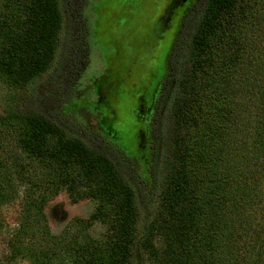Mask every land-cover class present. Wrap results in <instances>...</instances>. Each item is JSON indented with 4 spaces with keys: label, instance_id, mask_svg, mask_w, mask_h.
Returning a JSON list of instances; mask_svg holds the SVG:
<instances>
[{
    "label": "trees",
    "instance_id": "trees-1",
    "mask_svg": "<svg viewBox=\"0 0 264 264\" xmlns=\"http://www.w3.org/2000/svg\"><path fill=\"white\" fill-rule=\"evenodd\" d=\"M63 1L70 3L0 0V81L9 89L22 90L57 62L55 74L68 73L75 84L87 67L84 14L75 22L83 34L59 56ZM194 9L199 14L190 32ZM160 86L155 113L166 106L169 133L165 138L158 111L145 192L146 200L155 198V212L142 229L137 198L143 190L121 169L129 158L69 135L39 110L8 112L21 125L19 148L52 171L57 186L99 202L90 220L77 219L72 230L50 236L36 228L45 180L27 179L15 247L37 243L33 264H131L138 248L148 264H264V0H195ZM4 186L0 206L13 200ZM96 222L106 226L99 240L87 232Z\"/></svg>",
    "mask_w": 264,
    "mask_h": 264
},
{
    "label": "rangeland",
    "instance_id": "rangeland-1",
    "mask_svg": "<svg viewBox=\"0 0 264 264\" xmlns=\"http://www.w3.org/2000/svg\"><path fill=\"white\" fill-rule=\"evenodd\" d=\"M194 3L195 0L184 3L182 0H70L66 7L63 1L60 57L70 42L83 34L82 24L75 22H81V14L82 18L83 14L86 17L89 62L80 78L72 84L68 73L58 77L55 74L60 66L57 62L49 74L22 90L9 89L0 81V182L13 194L12 201L0 206V263L33 264L40 250L28 236L25 242L31 244L21 249L15 247L23 220L27 179L37 175L45 180L42 191L47 200L43 215L36 217V228L46 229L50 236L72 230L77 219L90 220L99 206V202L88 195L79 196L57 186V179L50 176L52 171L43 169L19 148L22 129L16 120L6 117L10 110H39L47 117L52 116L69 135L88 143L94 140L95 147L102 152L113 156L121 152L129 158L131 162H121V169L127 180L136 178V187L143 190L138 191L137 198L140 227L152 217L155 198L146 200L149 193L145 195V192L151 188L148 171L151 133L159 111L155 113V102L184 12ZM194 11L190 32L199 14V10ZM159 115L164 118V137L167 138L169 112L166 106ZM38 167L41 169L36 171ZM105 230L104 224L96 222L87 232L91 239L99 240ZM130 262L148 264L139 248L132 251ZM58 263L50 261V264Z\"/></svg>",
    "mask_w": 264,
    "mask_h": 264
},
{
    "label": "water",
    "instance_id": "water-1",
    "mask_svg": "<svg viewBox=\"0 0 264 264\" xmlns=\"http://www.w3.org/2000/svg\"><path fill=\"white\" fill-rule=\"evenodd\" d=\"M186 0H182V2L184 3Z\"/></svg>",
    "mask_w": 264,
    "mask_h": 264
}]
</instances>
